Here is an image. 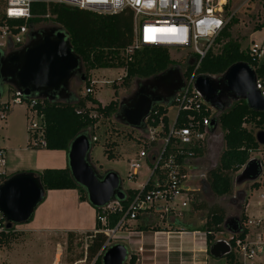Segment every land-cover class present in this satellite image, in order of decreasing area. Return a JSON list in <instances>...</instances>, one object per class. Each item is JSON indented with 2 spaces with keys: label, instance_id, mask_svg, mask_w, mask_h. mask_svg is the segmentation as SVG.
I'll list each match as a JSON object with an SVG mask.
<instances>
[{
  "label": "built area",
  "instance_id": "2783aa9c",
  "mask_svg": "<svg viewBox=\"0 0 264 264\" xmlns=\"http://www.w3.org/2000/svg\"><path fill=\"white\" fill-rule=\"evenodd\" d=\"M47 1L104 15H113L124 10L131 12L134 39L126 53L146 45L165 47L169 51L188 50V57L183 64L187 67V63L192 62L193 70L185 80L183 79L184 88L169 102L170 106L166 114L167 127L161 120L157 126H150L148 133L140 136L138 150L128 164L130 179H136L142 167L146 168L145 179L138 188L130 189L133 192L132 195L124 197L123 201H127V206L121 220L112 230L102 232L106 236L108 233L114 235L127 222H135L138 216L147 217L150 222L160 221L165 225H175L176 221L183 222L184 215L190 207L194 186H197L196 167L201 161L198 150L202 148L206 150L208 138L219 129L217 125L211 126L218 112L204 102L193 90L192 85L197 77L196 70L201 60L212 50L215 39L230 19L229 17L226 19L224 15L227 0ZM31 4L32 0H7L4 14L8 18L29 20L32 18ZM28 30L26 26H23L12 34L6 27H0V40L4 41L5 48H8V45L11 48L16 46L19 48L26 42ZM248 54L262 60L264 58L263 43L252 45ZM256 84L260 96L264 99V75L257 78ZM89 92L92 90L85 89V93ZM1 96L0 124L6 121L14 106L24 105L28 122V149L45 148L42 128L39 126L38 108L44 101L36 98L25 99L14 90L10 94L11 102L2 101ZM169 108L175 110L172 121L168 118ZM6 163L7 150L0 147V184L9 176ZM204 178L205 175L201 180ZM98 210L95 219L101 226H105L106 216L122 211V205L120 201H113ZM242 228L246 230L243 240L235 239L231 246L230 242L238 233L228 234L224 239L230 246L229 255L223 258L224 264H255L256 261L258 264H264V217L246 219ZM7 232L0 214V234ZM201 242L203 249L200 252L205 255L207 251L205 234ZM109 245L107 240L103 249L105 250ZM2 248L0 246V253ZM103 252L101 251L100 254ZM137 252L141 253L142 249L138 248Z\"/></svg>",
  "mask_w": 264,
  "mask_h": 264
},
{
  "label": "trees",
  "instance_id": "16d2710c",
  "mask_svg": "<svg viewBox=\"0 0 264 264\" xmlns=\"http://www.w3.org/2000/svg\"><path fill=\"white\" fill-rule=\"evenodd\" d=\"M7 0H0V27H6L15 34L20 27L26 26L31 30L40 22L48 19L62 28L72 47V51L83 63L85 89H91L89 72L95 69L120 68L124 75L121 77L122 83L128 85L132 79H146L165 71L169 67H178L170 59L169 50L165 47L140 46L131 53L126 50L132 45L134 39L133 17L131 12L124 10L113 15L98 14L78 8L68 7L62 4L49 2L47 0H32L31 15L29 20L20 18H8L4 14ZM231 22L228 21L219 36L215 39V45L225 42L218 54L209 51L201 60L196 75L220 76L232 64L238 62L247 63L255 72L256 78L264 75V58L258 60L249 56L248 52L240 50L239 46L231 42L229 38V28ZM260 29V28H258ZM9 48V45H8ZM16 48H18L16 46ZM12 48L11 50H15ZM1 51V50H0ZM180 68V67H178ZM182 69V68H181ZM191 67L182 69L183 79L192 72ZM81 84L78 83L77 86ZM3 86L1 87V89ZM116 100H111L107 105L101 106L92 97V92L85 93L83 97L71 93L67 100H55L53 102L44 101L38 106L40 112L39 126L42 128V136L45 141V149L50 151L67 152L69 142L80 133H87L90 129H96L99 119H109L118 112ZM156 104L152 106L148 119L144 123L137 136L125 135L129 141L140 142V136L146 135L151 127L158 125L159 121L167 127V108ZM215 124L223 132L224 150L221 152L216 166L209 170L204 178L210 193L214 197H224L231 194V175L237 173L250 159V153L256 151L259 146L255 142L254 136L247 130V125H252L258 130L264 131V113L251 111L244 101L233 103L229 109L223 113H217L213 118ZM91 137V149L96 141ZM114 142L105 140L104 155L107 160H113ZM26 147L28 148V142ZM205 149L198 150V157L203 159ZM101 175V174H99ZM37 176L47 191H69L75 190L80 202H87V196L83 188L78 186L70 176L68 167L65 169H45ZM9 177V176H8ZM7 177V178H8ZM204 187V186H203ZM259 184H251L252 190L259 189ZM203 189L202 191H204ZM124 196L132 195L131 190H123ZM206 193V194H207ZM197 192L192 193L190 207L187 213L206 211L205 222L199 230H194L183 222H177L179 228L187 229V232H202L206 236V247L215 242V234L223 232L222 223L224 221V210L217 206H207L204 202H196ZM122 211L106 216V225L101 226L95 219V231L85 233L88 243L84 255L69 262L73 264L77 261H84V264H102L100 252L107 242V236L102 232L112 230L124 216L127 201H120ZM95 214L99 212L95 209ZM246 221L243 213L239 219V231L233 240H243L246 235L242 224ZM135 222L138 223V232L149 231L150 219L138 216ZM160 229H152V232H161ZM14 233L13 229L6 234H0V246L3 247ZM78 234L67 233V249L71 248L73 240ZM206 255L208 253L206 251ZM228 259V258H227ZM125 264H136V257L129 256Z\"/></svg>",
  "mask_w": 264,
  "mask_h": 264
},
{
  "label": "rangeland",
  "instance_id": "374dc122",
  "mask_svg": "<svg viewBox=\"0 0 264 264\" xmlns=\"http://www.w3.org/2000/svg\"><path fill=\"white\" fill-rule=\"evenodd\" d=\"M0 10H2L0 8ZM1 13V11H0ZM224 15L231 22L229 28V38L225 39L236 43L240 50L248 52L254 44L263 43L264 48V0H227L224 8ZM47 26H58L50 19L40 22L34 26L35 29H41ZM59 27V26H58ZM260 28V29H258ZM225 42H219L212 48L213 54H218ZM0 50L7 52L3 40H0ZM186 51V52H185ZM170 50V58L175 61L180 68H184V60L188 57V50ZM84 68V67H83ZM124 75L120 68L95 69L89 72V81L92 84V97L99 102L101 106L107 105L111 100H120L128 96L135 88L134 79L130 80L128 85L122 83L121 77ZM72 92L83 97L85 95V86L83 83L72 84ZM12 89L4 85L1 89V100L11 102L10 94ZM175 110L169 108L168 118L172 121ZM247 130L255 135L258 131L252 125H247ZM28 122L25 116L24 105L14 106L4 123L0 124V147L7 150L6 171L10 174L16 172L41 173L45 169H65L67 165V153L65 151H50L45 148L28 149ZM87 134L94 137L96 141L90 152V162L98 174L107 170L115 171L122 181L123 190L138 188L145 179L146 168L142 167L138 172L136 179L129 178V162L134 158L139 143L129 141L125 135L137 136L136 132L122 126L115 120L114 115L109 119H99L96 129H90ZM215 136L223 135L219 128ZM105 140L114 142L116 145L112 152L113 160H107L104 155L103 143ZM224 150V144L213 142L211 149L205 150L203 159L196 167V178L216 166L217 160ZM209 152V153H208ZM260 160L262 165V174L256 181L259 189L252 190L251 184L246 183L243 186L236 187L232 185L231 194L224 197H211L202 185L194 186V192H197L196 202H204L208 207L217 206L224 210V218L229 216H238L241 214L246 219L264 217V147H260L250 153V159ZM241 170V169H240ZM240 170L231 175V180L236 177ZM10 174V175H11ZM9 175V176H10ZM205 189L204 191H202ZM242 190L245 193V203L242 210L236 212L234 207L229 204V200L235 196V193ZM207 193V194H206ZM64 195V196H62ZM77 191L71 190L65 193H45L44 200L35 209L29 222L15 225L14 233L8 242L3 245L0 253V264H53L59 261V264H69L70 261L84 255L88 239L84 234H78L73 240L71 248L67 249V233L69 231H94L95 229V211L88 202H78ZM206 211L186 213L183 218V224L189 225L194 230H199L205 222ZM138 223L127 222L116 234L108 233L109 244L122 243L128 248L129 256L140 258V253H135V241L133 238H127L126 235L132 232H138ZM160 229L167 232L184 231L185 238L191 239V233L185 228H179L175 225H168L160 221H153L149 225V231ZM196 236L197 244L195 248L189 245L182 250H173L164 245L154 249L141 252L144 256L143 264H224V260H215L200 252L203 249V233L193 232ZM228 234L223 230L220 234H215L214 239H226ZM133 240V241H132ZM170 247H175V243H169ZM180 247V246H179ZM145 258H149L146 260ZM126 260V261H127ZM75 264H84V261H77ZM92 264V263H90ZM255 264H258L257 261Z\"/></svg>",
  "mask_w": 264,
  "mask_h": 264
},
{
  "label": "water",
  "instance_id": "95a60500",
  "mask_svg": "<svg viewBox=\"0 0 264 264\" xmlns=\"http://www.w3.org/2000/svg\"><path fill=\"white\" fill-rule=\"evenodd\" d=\"M30 30L26 42L15 50L0 51V96L1 87L6 85L25 99L53 102L69 99L72 84L85 81L80 58L72 51L69 40L61 27L47 26ZM149 46V45H146ZM188 67L192 62L187 63ZM254 70L244 62L229 66L220 76L198 75L193 90L218 113H223L239 101L256 113H264V99L260 96ZM134 90L118 101V112L114 116L122 126L140 132L149 117L152 106L167 105L184 88L182 71L169 67L165 71L146 79H135ZM212 120L211 126H215ZM258 146L264 147V131L254 135ZM213 142L222 145L223 136H211L206 150ZM91 138L80 133L67 148V165L73 181L84 189L88 204L95 208L113 201H123L122 181L115 171L107 170L101 175L90 160ZM209 153V152H208ZM208 172V171H207ZM262 174V165L256 158L249 159L232 181L236 187L256 182ZM204 181V180H203ZM204 188L208 191L206 183ZM44 190L39 177L31 172H16L0 184V214L5 228L11 231L15 225L30 221L37 206L44 200ZM209 195H211L209 193ZM213 197V195H211ZM245 193L239 190L229 200L236 212L242 210ZM239 217L224 218L222 229L227 234H237ZM128 248L122 243L109 245L101 255L102 264H125ZM210 258L220 260L230 253L224 240H215L207 248Z\"/></svg>",
  "mask_w": 264,
  "mask_h": 264
},
{
  "label": "crops",
  "instance_id": "0c3cea01",
  "mask_svg": "<svg viewBox=\"0 0 264 264\" xmlns=\"http://www.w3.org/2000/svg\"><path fill=\"white\" fill-rule=\"evenodd\" d=\"M11 174V173H10ZM9 174V175H10ZM71 191V190H69ZM69 191H51L53 193H65L67 194ZM48 192V191H47ZM64 196V195H62ZM78 198V197H77ZM79 203H84L80 202ZM132 223V222H129ZM95 231V229H94ZM94 231H87V232H94ZM75 234H84L87 232L84 231H69ZM186 232L184 231H176V232H160V233H145V232H132L128 233L126 235L127 238H133L135 241V248H141L142 252L143 251H148L151 249H154L155 251L157 250V247H160L161 245H164L167 250L173 249V250H182L183 248H187L190 244L193 245V248H195V245L197 244V241L195 240L196 236H193V233H191V239H186L185 236ZM133 241V240H132ZM169 243H175V247H170L171 245ZM180 246V247H179ZM135 253H138L137 250ZM140 253V258L136 259V264H143L144 256L141 255ZM205 256V255H204ZM148 260L149 258H145ZM149 261V260H148ZM53 264H59V261H55ZM75 264V263H73ZM156 264V263H153Z\"/></svg>",
  "mask_w": 264,
  "mask_h": 264
},
{
  "label": "flooded vegetation",
  "instance_id": "af4514ba",
  "mask_svg": "<svg viewBox=\"0 0 264 264\" xmlns=\"http://www.w3.org/2000/svg\"><path fill=\"white\" fill-rule=\"evenodd\" d=\"M30 33V30H28V32H27V34H26V36H27V38H28V34ZM12 48L11 47H9V48H7V51H9V50H11ZM135 80V79H134ZM78 82H79V76H78V78H77V84H78ZM76 84V85H77ZM118 104V103H117ZM117 109H118V107H117ZM138 133V132H137ZM202 177H203V175L202 174H200L197 178H196V180H195V183H196V185H202V187H203V185H204V181L203 180H201L202 179Z\"/></svg>",
  "mask_w": 264,
  "mask_h": 264
}]
</instances>
